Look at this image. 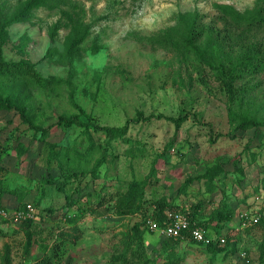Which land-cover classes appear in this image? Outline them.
Masks as SVG:
<instances>
[{
	"label": "rangeland",
	"instance_id": "1",
	"mask_svg": "<svg viewBox=\"0 0 264 264\" xmlns=\"http://www.w3.org/2000/svg\"><path fill=\"white\" fill-rule=\"evenodd\" d=\"M23 1L0 0V10L11 12ZM65 1L38 7L27 21L7 27L11 41L3 46L0 60V94L21 103L37 124L45 126L55 123L59 115L80 114L79 107L100 125L122 126L128 119L133 121L128 134L111 143L92 128L52 124L47 141L75 145L81 152L93 141L97 145L90 155L89 169L103 150L107 162L93 183L89 173L80 175L85 193H92L89 197L79 198L76 179L67 191L47 185V194L38 204L40 193L34 179H39L42 169L35 162L42 144L16 110L0 111V150L8 143L0 175L8 176L12 187L20 185L26 192L24 202L33 204L36 211L29 228L22 221L0 216V264H47L46 257L55 250L60 256L49 264H124L115 263L113 256L123 250L124 233L142 217L118 215L116 192L126 190L133 178L152 177L153 168L157 175L147 185L145 195L148 212H153L155 201L163 197L189 207L203 200L202 217L206 220L215 206L206 181L195 180L187 193L179 189L187 178L221 162L226 175L214 181L220 187L214 202L222 200L224 192L232 199L234 211L255 207L264 214V127L236 128L244 113L264 119V72L238 81L236 86L246 85L248 91L232 99L213 71L201 67L193 55L183 57L141 39L183 24L197 14L200 23L214 29V36L216 32L228 35L229 45H233L242 28L222 20L215 3L246 12L257 0ZM78 12L90 24V34L74 57L64 60L60 54ZM248 34L247 41L262 44L264 50V28H253ZM95 43L97 53L91 51ZM23 58L31 64L25 65ZM51 76L61 82H52ZM140 112L155 117L135 122ZM158 115L186 119L178 128L174 121ZM19 142L29 146L23 160L15 152ZM249 180L252 183L245 190L250 199L243 203L240 185ZM66 194L74 202L71 207ZM3 204L13 210L18 205L16 196H6ZM75 215L79 219L73 223L70 219ZM233 226L239 227V222ZM27 230L34 232L29 250ZM262 237L259 226L241 228L237 251L217 256L183 239L175 245L174 260L177 264H264L259 247ZM144 238L150 264L168 260L163 242L175 238L158 231H148Z\"/></svg>",
	"mask_w": 264,
	"mask_h": 264
},
{
	"label": "trees",
	"instance_id": "2",
	"mask_svg": "<svg viewBox=\"0 0 264 264\" xmlns=\"http://www.w3.org/2000/svg\"><path fill=\"white\" fill-rule=\"evenodd\" d=\"M58 1L60 0H24L11 12L0 10V60L3 59V46H6L11 41L7 27L15 23L27 21L34 9L41 6H51L53 2ZM215 7L222 20L230 21L239 28H242L240 34L236 36L233 45H229L230 42H228V40H230V36L228 35H221L220 32H216V35L214 36V29L200 23L197 14L194 16L190 15L186 22H182L183 24L169 27L155 36H143L141 39L149 42L154 47L172 50L183 57L193 55L194 59L201 67L210 68L213 71V74L222 82L223 87L228 89L229 94L233 99L238 97L241 93L248 91L246 85L237 87L236 83L238 81L242 80L247 75L259 74L262 71L264 72V50L262 44L256 45L247 41L250 30L257 27L264 28V0H257L255 7L246 12H240L233 6L227 4L215 3ZM75 15L76 18L73 21L74 24L72 30L66 37L63 52L60 54L61 58L64 60H71L76 52L80 50L82 43L90 34V24L85 22L81 12H78ZM17 49L22 54L24 52V55H26L23 49L18 46ZM91 51L97 53L99 51V46L96 43L93 44L91 46ZM21 61L27 66L31 64V61L28 58H23ZM19 77H21V75ZM50 80L56 83L61 82L60 78L54 76H51ZM79 109L82 111L80 114L69 116L59 115L58 120L52 124L60 125L65 128H71L76 125L83 127L85 130H90L92 128L94 131L104 135L107 143H111L114 140L125 137L129 132L130 122L133 121L128 119L122 126L100 125L96 121L90 119L89 115L85 114L83 109L80 107ZM4 110H16L20 115L22 122L27 124L29 129L33 130V135L42 144V148L39 150L35 162V164L42 169L39 179H34V181H36L35 186L40 193V197L36 199L38 204L44 200L47 194V185L56 186L60 191H67L66 188L76 179H78V188H76V190L79 198L92 195L90 190L85 193L84 187L86 186L83 185L84 178H80V175L83 177L86 173H89L88 175L93 178L92 183L93 180L95 181L98 179L101 176L99 171L100 167L107 162V153L105 150H103L101 156L96 159L94 166H91V169H89L88 166L91 163L90 155L97 145L95 142L91 141L90 145L86 147V151L81 152L75 147V145L62 146L47 141L46 136L53 125L50 124L45 126L37 124L33 119L32 114L25 106L11 97L0 94V111ZM81 117L86 118V120ZM153 117L155 116H144V114L140 112L139 117L134 121L139 122L140 120H150ZM156 117H165L168 120L174 121L178 128L186 119V116L174 117L158 115ZM262 127H264V119L248 113H244L240 116L239 124L236 126L237 129L242 130ZM100 148L103 149L102 146H100ZM7 149L8 143L4 145L2 150H0V162L3 159L4 154L7 152ZM28 151L29 146L23 142H19L15 148L16 155L21 160H23L24 155L28 154ZM240 158L241 156H238V160H240ZM85 165H87V168H83ZM152 173V177L144 178L143 180L133 178L129 182L126 190H118L116 192V202L114 205L116 213L120 216L140 214L142 219L136 222L130 230L124 233L122 239L123 250L118 255L113 256V261L115 263L150 264V258L147 255L144 244L145 234L148 231L151 232L146 226V219L151 216L162 223L165 218V211L167 210L183 212L192 223L204 228L207 233L212 236V241L208 244L197 241L188 232H186V235L182 238L173 237L176 240L168 238V241L165 240L163 244H165V250L169 253V257L167 261L161 264H177V261L174 260L175 245L183 241V239H187L188 242L201 246L204 250L211 252L214 256L224 252L235 253L237 251V241L241 229L231 227L229 224L235 217L239 219V213L241 210L239 212L237 210L234 211V208L230 205L231 199L226 197L224 192L222 200L217 203L214 202V198L220 191V187L214 181L216 178L226 175L224 163L217 162L209 166L205 173L187 178L179 189V192L187 193L189 185L195 180L204 179L206 181L207 191L209 192L210 200L212 201L210 202L215 205L206 220L202 217L205 204L203 200L198 201L196 206L189 207L186 205L180 206L176 202H172L163 197L162 199L155 201V209L153 212H148L146 208L147 198L145 197L146 187L153 177H156L157 175L155 168L152 169ZM9 182L10 178L8 176L0 175V208H5L9 211L26 208L27 203L24 202L26 192L20 185L12 187ZM263 187L264 185L262 186V189ZM8 195L16 196L18 205H16L13 210L7 208L3 204V199ZM66 197L68 207H71L74 202L70 199L68 194H66ZM247 198L248 194L244 195V198L242 199L243 203L246 202ZM78 219V215H75L70 221L75 223ZM33 221L34 219L32 218L22 220V222L27 225V228L32 225ZM255 226H259L263 229V237L259 247L261 256L264 258V214H262L258 223L245 228ZM225 229L226 231L224 233ZM26 237V248L29 250L33 242L34 232L32 230H27ZM222 238L225 239V242H221ZM59 256L60 255L56 250L52 251L50 256L46 257L47 264L51 263V259L59 258ZM172 256L173 260L171 259Z\"/></svg>",
	"mask_w": 264,
	"mask_h": 264
},
{
	"label": "built area",
	"instance_id": "3",
	"mask_svg": "<svg viewBox=\"0 0 264 264\" xmlns=\"http://www.w3.org/2000/svg\"><path fill=\"white\" fill-rule=\"evenodd\" d=\"M35 215L36 211L33 204L31 203H28L26 205V208L20 210L9 211L5 208H0L1 217L10 218L15 221H22L27 218L35 219ZM261 216L262 213L255 207L241 210L239 213V227L236 228L241 229L256 224L259 222ZM146 226L151 231H158L161 234H165L175 238H182L186 235V232H188L197 241L204 242L206 244L212 241V236H210L204 228L196 226L195 223H192L190 219L180 211H165V218L162 223L149 216L146 219ZM221 242H225V239L222 238Z\"/></svg>",
	"mask_w": 264,
	"mask_h": 264
},
{
	"label": "crops",
	"instance_id": "4",
	"mask_svg": "<svg viewBox=\"0 0 264 264\" xmlns=\"http://www.w3.org/2000/svg\"><path fill=\"white\" fill-rule=\"evenodd\" d=\"M251 183H252V180H249V181H247L246 183L244 182L243 184L241 183V185H240V186H241V187H240L241 190H240L239 193H241L243 196L246 195V194H247V191H246L245 189H246L249 185H251ZM234 198L237 199V201L239 200V198H236V196H234ZM248 199H250V198H248ZM248 199H247V200H248ZM231 200H232V199H231ZM171 201H173V200H171ZM239 211H240V210H239ZM239 211H238V212H239ZM238 220H239V219L236 218V217L232 220V227L236 228L235 226H233V223H234V224H236V222H237V223H238V222L240 223V220H239V221H238Z\"/></svg>",
	"mask_w": 264,
	"mask_h": 264
}]
</instances>
